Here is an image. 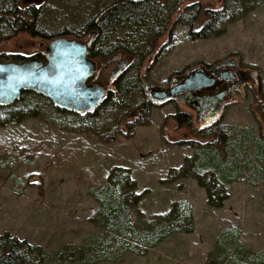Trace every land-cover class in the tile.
Wrapping results in <instances>:
<instances>
[{"label": "rangeland", "instance_id": "1", "mask_svg": "<svg viewBox=\"0 0 264 264\" xmlns=\"http://www.w3.org/2000/svg\"><path fill=\"white\" fill-rule=\"evenodd\" d=\"M41 0H20V5ZM151 53L140 64L137 75L155 88L167 84L173 72L199 63H213L226 56L252 64L260 74L262 89L255 94H235L225 104L215 123L251 126L255 136L264 137V9L259 3L240 18L221 23L219 33L189 38L187 27L174 22L181 7L199 2L202 7H218L220 0H181ZM187 13L190 15L192 10ZM200 22V21H199ZM198 24V23H197ZM47 40L19 32L0 41V53L30 56L43 51ZM9 59L0 57V61ZM95 71L90 83H98L105 96L113 89V68L130 57L120 52L113 62L93 58ZM125 68V67H124ZM134 74V70L128 72ZM255 90V89H254ZM182 110L180 122L173 112ZM40 116H27L0 126V233L38 244L48 251L76 244L97 230L87 220L96 202L87 193L89 186L103 181L113 165L127 167L141 192L130 218L143 225L158 216L174 200L186 201L191 208L192 229L166 236L143 252L124 251L113 260L93 264H224L213 257L215 236L226 227H237L243 245L240 254L264 250V179L249 183L232 181L227 196L218 207L205 201L203 187L191 176L169 177L171 167H179L190 156L188 140L198 137L201 125L191 108L179 100L153 103L148 118L129 134L125 116L119 123L122 133L107 132L101 138L78 131L71 121L57 124ZM110 125H107V128ZM107 237V235H104Z\"/></svg>", "mask_w": 264, "mask_h": 264}, {"label": "trees", "instance_id": "2", "mask_svg": "<svg viewBox=\"0 0 264 264\" xmlns=\"http://www.w3.org/2000/svg\"><path fill=\"white\" fill-rule=\"evenodd\" d=\"M181 0H41L20 5V0H0V41L19 32L49 40L64 35L84 41L90 58L106 60L115 52L130 57L128 64L114 78L107 94L91 109L72 112L32 91H22L19 98L0 104V126L27 116H40L52 124L71 121L78 131H88L101 138L105 134L122 133L123 117L127 130L148 118L153 103L143 91L137 70L151 53L156 39L164 32L170 15ZM264 0H220L218 7H202L199 2L181 7L174 22L187 27L191 39L216 35L221 23L231 22ZM191 9L189 15L187 11ZM200 21V22H199ZM198 23V24H197ZM42 59L41 52L33 53ZM10 61L25 59L15 53H0ZM8 61V60H7ZM134 70L133 75L128 72ZM180 114L172 116L178 123ZM107 125H110L107 128ZM198 137L188 140L190 156H183L179 167H171L168 176H191L203 187L206 204L218 207L227 196L232 181L244 179L255 183L264 179V137L255 136L251 126L218 125L213 122L199 128ZM87 193L96 202L87 220L97 227L76 244H66L48 251L38 244L0 233V264H93L113 260L124 251L143 252L166 236L192 229L191 208L186 201L174 200L158 216H150L137 225L130 213L136 209L141 192L127 167L111 166L103 181L89 186ZM237 227L222 228L215 236L213 257L224 264H264V250L243 249ZM104 235H107L104 236Z\"/></svg>", "mask_w": 264, "mask_h": 264}, {"label": "water", "instance_id": "3", "mask_svg": "<svg viewBox=\"0 0 264 264\" xmlns=\"http://www.w3.org/2000/svg\"><path fill=\"white\" fill-rule=\"evenodd\" d=\"M86 49L87 44L84 41L60 35L45 42L41 52L42 59L30 55L17 62L0 61V104L13 102L22 91H32L72 112L93 108L103 94L100 84L87 82L95 71V61L87 56ZM123 62L121 60L116 68L124 65ZM178 77L173 76L171 81ZM211 82L212 78L201 69L194 68L172 89L154 87L151 94L162 99L179 91L178 100L185 103L189 99L199 105L204 117L203 123H208L219 112L214 104L219 101L220 95L206 97L192 92L210 85ZM148 84L150 83L145 82L143 86Z\"/></svg>", "mask_w": 264, "mask_h": 264}, {"label": "flooded vegetation", "instance_id": "4", "mask_svg": "<svg viewBox=\"0 0 264 264\" xmlns=\"http://www.w3.org/2000/svg\"><path fill=\"white\" fill-rule=\"evenodd\" d=\"M118 55H115L117 54ZM119 53L115 52L112 54L109 58H107L106 63L113 62L115 59L119 57ZM128 56V55H126ZM121 61L117 63L119 65ZM124 65L120 66V68H113L112 72L114 74L113 80L115 76L124 69L125 62H123ZM197 65H200V67H196ZM201 69L206 75H208L210 78H212V82L208 86H204L199 88L198 90L192 92L194 94H200L204 95L206 97H211L214 94L220 95V99L217 103L214 105L216 106V109L219 111L213 119L208 123H203L204 117L201 114V108L199 105L195 104L193 101L187 99L184 104H187L192 112H193V118L196 119L197 123H199L201 126L211 124L215 122L216 118L219 117V114L222 112L225 104V99L233 98L235 94H247L248 92L255 94L258 92V90L262 89V81L260 78V74L258 71L253 67L252 64H243V61L241 59H237L236 57H224L220 60H217L211 64L209 63H199L194 66H191L189 68H185L182 70H178L173 72V74L169 77L168 82L166 85L160 87V88H167L172 89L175 85H177L183 78V76L191 69ZM94 75V73H93ZM179 76L178 79L171 81L173 76ZM92 77H90L87 82L91 80ZM90 83V82H89ZM113 83V81H112ZM102 88V87H101ZM154 88L152 84H148L146 87L143 86V91L148 99L151 100L152 103L158 102H169L172 100H178L177 94H179V91L173 92L166 97H163L162 99H157L153 97L151 94V90ZM255 89V90H254ZM103 94V89H102ZM183 103V102H182ZM209 105H213L212 103H209ZM180 111V110H178ZM182 111V110H181Z\"/></svg>", "mask_w": 264, "mask_h": 264}]
</instances>
